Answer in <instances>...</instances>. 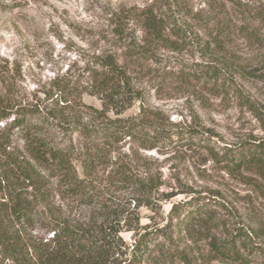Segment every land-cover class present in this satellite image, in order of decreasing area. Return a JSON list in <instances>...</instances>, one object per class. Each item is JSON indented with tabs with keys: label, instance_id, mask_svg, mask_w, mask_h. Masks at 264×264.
I'll use <instances>...</instances> for the list:
<instances>
[{
	"label": "trees",
	"instance_id": "obj_1",
	"mask_svg": "<svg viewBox=\"0 0 264 264\" xmlns=\"http://www.w3.org/2000/svg\"><path fill=\"white\" fill-rule=\"evenodd\" d=\"M205 2L206 9H194L187 0H151L113 12L108 19L110 39L104 40L111 48L101 47L84 57L81 86L74 75L63 74L43 97L21 100L0 90V122L12 124L22 141L13 151L0 144V264H113L111 258L124 243L119 221L108 218L109 205L96 208L91 192L98 173L115 163L125 144L131 152L149 151L175 138L201 135L190 126L172 131L143 103L142 90L134 82L144 64L155 65L161 53L201 58L191 64L192 70L163 71L177 74L185 86L201 82L209 94L231 93L249 103L239 81L264 82V5ZM234 44L245 51L233 56ZM83 93L96 96L101 107L84 103ZM134 102L139 103L138 114L119 117ZM74 161L80 163L83 176ZM225 163L232 173L246 170L264 176V148L247 146ZM112 172V182L136 185L147 193L154 188L153 181L137 179L121 167ZM60 194L83 201L94 214L83 220L53 208ZM207 200L191 196L174 203L169 216L186 229L206 225ZM36 222L49 235L45 241L26 231V224ZM246 234L238 231L223 241L211 237L210 252L218 258H242L244 250L250 251ZM170 240L166 226L135 234L132 257L149 262L155 260V252L169 254ZM250 245L264 264V247Z\"/></svg>",
	"mask_w": 264,
	"mask_h": 264
},
{
	"label": "rangeland",
	"instance_id": "obj_2",
	"mask_svg": "<svg viewBox=\"0 0 264 264\" xmlns=\"http://www.w3.org/2000/svg\"><path fill=\"white\" fill-rule=\"evenodd\" d=\"M150 1L0 0V90L21 100L43 97L51 90L54 79L63 74L74 75L81 86L84 57L101 47L111 48L110 43L104 42L110 39L107 38L110 15L122 7ZM187 1L194 9L207 8L206 0ZM242 1L249 6L264 5V0ZM230 51L238 56L245 50L234 44ZM159 59L162 61L155 65L144 64L134 82L142 90L144 105L159 113L164 126L172 131L190 126L197 127L201 135L189 140L175 138L149 151L131 152L129 144H125L115 163L98 173L91 192L96 208L101 203L109 205L112 216L108 214V218L119 221L124 243L111 261L113 264H261V258L252 254L254 246L250 244L264 247V176L246 170L232 173L225 162L230 163L237 151L247 146L264 148V82L253 78L239 81L249 98V103L244 104L231 93L209 94L201 82L189 87L177 74H164L163 71L177 73L181 68L192 70L191 64L201 59L198 55L191 58L185 53H161ZM82 101L101 107L100 100L87 93L82 94ZM138 112L139 103L134 102L119 117L133 118ZM110 116L114 117L112 113ZM20 137L12 124L0 122V144H7L8 151L22 146ZM74 165L79 176H83L80 163L74 161ZM116 167L130 171L137 179L153 181L152 192H144L136 185L112 182L116 179L111 178L112 169ZM191 196L208 199L209 221L186 229L182 222L170 218L169 211L174 203ZM54 202L53 208H60L67 216L85 220L94 214L83 201L65 194L55 197ZM164 226L171 232V247L167 248L171 252L166 255L155 252V260L136 262L131 253L135 234ZM26 231L43 241L49 237L39 222L26 224ZM238 231L247 233L245 243L250 248L242 252V258H218L210 252L211 237L223 241ZM158 239L162 240L160 236Z\"/></svg>",
	"mask_w": 264,
	"mask_h": 264
}]
</instances>
